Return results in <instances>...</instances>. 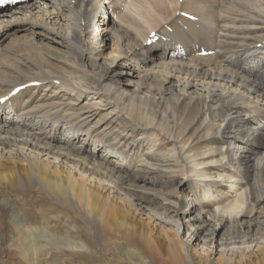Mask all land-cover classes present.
Listing matches in <instances>:
<instances>
[{"label": "bare ground", "instance_id": "obj_1", "mask_svg": "<svg viewBox=\"0 0 264 264\" xmlns=\"http://www.w3.org/2000/svg\"><path fill=\"white\" fill-rule=\"evenodd\" d=\"M25 84L0 103L21 264L98 253L92 237L127 264H264V0L16 5L0 98Z\"/></svg>", "mask_w": 264, "mask_h": 264}, {"label": "rangeland", "instance_id": "obj_2", "mask_svg": "<svg viewBox=\"0 0 264 264\" xmlns=\"http://www.w3.org/2000/svg\"><path fill=\"white\" fill-rule=\"evenodd\" d=\"M31 25H35L34 22H30ZM33 199L31 200H37L35 195L31 196ZM43 202V201H41ZM30 204V207H33L34 204L33 201H28ZM44 203V202H43ZM0 264H21L16 257L10 255V251H8V237L11 234L8 220L10 219L11 215V209L8 207V203L1 201L0 203ZM10 210V211H9ZM9 218V219H8ZM80 235L86 239V234L82 231H80ZM7 238V239H6ZM93 240V246L98 251V253L93 252H87V254H81L79 255H71L70 253H67L63 255L65 258L60 259V264H63L64 261H67V264H127L128 261H130V258L133 256L129 251L125 248L126 246L122 244V246L119 247L117 253H113L112 251L107 252V254L104 256L102 253H100L98 246L96 245L95 239L92 237ZM56 253V252H55ZM70 254V256H68ZM67 255V256H66ZM74 257V258H73ZM63 260V261H62ZM108 261H111V263H108Z\"/></svg>", "mask_w": 264, "mask_h": 264}, {"label": "snow or ice", "instance_id": "obj_3", "mask_svg": "<svg viewBox=\"0 0 264 264\" xmlns=\"http://www.w3.org/2000/svg\"><path fill=\"white\" fill-rule=\"evenodd\" d=\"M4 2V0H0V3H3Z\"/></svg>", "mask_w": 264, "mask_h": 264}]
</instances>
